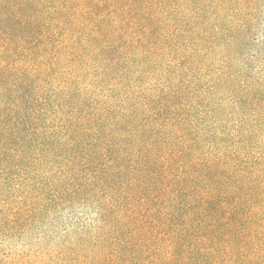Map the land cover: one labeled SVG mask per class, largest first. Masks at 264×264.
I'll use <instances>...</instances> for the list:
<instances>
[{
	"label": "trees",
	"instance_id": "16d2710c",
	"mask_svg": "<svg viewBox=\"0 0 264 264\" xmlns=\"http://www.w3.org/2000/svg\"><path fill=\"white\" fill-rule=\"evenodd\" d=\"M0 264H264V0H0Z\"/></svg>",
	"mask_w": 264,
	"mask_h": 264
}]
</instances>
